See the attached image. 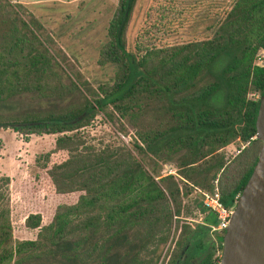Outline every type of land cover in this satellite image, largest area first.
Segmentation results:
<instances>
[{
    "label": "trees",
    "instance_id": "trees-1",
    "mask_svg": "<svg viewBox=\"0 0 264 264\" xmlns=\"http://www.w3.org/2000/svg\"><path fill=\"white\" fill-rule=\"evenodd\" d=\"M224 1L211 36L136 38L128 48L136 0H117L97 57L111 74L91 84L51 49L22 2L0 0V104L25 103L0 111V129L39 136L27 174L37 196L26 199L19 223L25 235L13 234L12 178L0 176V264H156L181 223L177 246L187 242L199 264L212 257L216 217L197 196L218 187L232 207L262 147L255 121L264 0ZM163 2L177 9L175 0ZM97 115L106 120L103 140L84 129ZM236 141L247 144L230 162L225 149ZM165 163L175 172L162 174ZM195 211L209 223L199 233L188 224Z\"/></svg>",
    "mask_w": 264,
    "mask_h": 264
},
{
    "label": "rangeland",
    "instance_id": "rangeland-1",
    "mask_svg": "<svg viewBox=\"0 0 264 264\" xmlns=\"http://www.w3.org/2000/svg\"><path fill=\"white\" fill-rule=\"evenodd\" d=\"M27 11L42 24V33L50 36L52 50H60L65 56L66 65L82 80L97 84L99 80L108 78L111 68L101 67L97 62L98 51L106 38V26L114 10L117 0H18ZM176 8L172 9L163 0H136L131 11L130 20L126 27V44L133 48L135 39L141 43L182 42L191 39H201L211 36L212 15L225 8L229 1L224 0H175ZM173 25L167 28V23ZM166 24V25H164ZM149 33L146 34V30ZM69 72L71 70L67 69ZM253 96H258L253 93ZM24 102H6L0 104V111L21 108ZM106 120L97 115L84 129L98 139L103 140L106 131ZM121 136L122 134L118 132ZM127 141V138L122 135ZM38 135H25L9 128L0 129V176L8 174L12 180L9 184V203L12 209L13 234L25 235L19 224L24 214L26 199L36 195L32 182L27 179L29 166L33 162L38 148ZM247 143L239 141L226 146L225 153L228 161ZM241 158V157H239ZM241 159H239L240 161ZM239 164V163H238ZM175 172L173 164L165 163L162 174ZM196 192L185 198L186 204ZM202 194L197 197L200 198ZM199 211L190 213L187 218L205 220ZM175 227L172 228L174 233ZM212 237V234L209 232ZM173 237V239H174ZM173 242V240H172ZM169 239L161 249L156 264H160L165 251L170 250L172 243ZM216 246L215 254L220 255Z\"/></svg>",
    "mask_w": 264,
    "mask_h": 264
},
{
    "label": "water",
    "instance_id": "water-1",
    "mask_svg": "<svg viewBox=\"0 0 264 264\" xmlns=\"http://www.w3.org/2000/svg\"><path fill=\"white\" fill-rule=\"evenodd\" d=\"M255 129L262 147L235 202L229 224L220 232V264H264V94Z\"/></svg>",
    "mask_w": 264,
    "mask_h": 264
},
{
    "label": "flooded vegetation",
    "instance_id": "flooded-vegetation-1",
    "mask_svg": "<svg viewBox=\"0 0 264 264\" xmlns=\"http://www.w3.org/2000/svg\"><path fill=\"white\" fill-rule=\"evenodd\" d=\"M183 222V221H182ZM209 224L205 220H198L194 218H190V222L188 223L192 228H195L197 232H201L203 229L200 227L199 224ZM211 226V224H210ZM199 227V228H196ZM191 228V229H192ZM193 230V229H192ZM183 231L182 223L179 224L178 229L176 230L175 237L172 234L173 244L170 250L165 251L160 264H199L198 255L196 252L194 253H187L186 249H188V243L184 242L180 247L177 246V239L180 237L179 233ZM221 230L210 228V233L212 234V239L214 240L215 246H218L219 240L218 236L222 238L221 243L223 244V237L220 234ZM222 249L220 255L211 253L212 257L206 261L205 264H220Z\"/></svg>",
    "mask_w": 264,
    "mask_h": 264
},
{
    "label": "built area",
    "instance_id": "built-area-1",
    "mask_svg": "<svg viewBox=\"0 0 264 264\" xmlns=\"http://www.w3.org/2000/svg\"><path fill=\"white\" fill-rule=\"evenodd\" d=\"M257 63L264 67V56L260 57ZM202 202L207 209V212L213 213L216 217V223L211 224V227L213 229H218L221 231L225 230V228L229 224L230 215L235 203L230 208L225 207L220 200V191L218 187H215L213 191H203Z\"/></svg>",
    "mask_w": 264,
    "mask_h": 264
}]
</instances>
